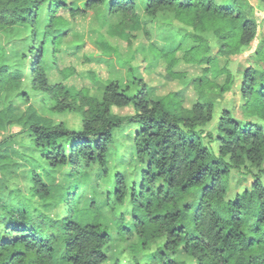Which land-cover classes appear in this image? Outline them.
<instances>
[{
	"label": "trees",
	"instance_id": "obj_1",
	"mask_svg": "<svg viewBox=\"0 0 264 264\" xmlns=\"http://www.w3.org/2000/svg\"><path fill=\"white\" fill-rule=\"evenodd\" d=\"M65 1L0 0V30L29 27L32 39L28 54L22 57L27 60V73L26 62L14 69L3 58L0 96L19 90L27 81L32 89L55 97L61 109H76V102H62L74 90L82 100L92 102L89 112L82 113V127L77 131L55 125L32 107L26 114L10 103L0 107V131L8 125H23L37 155L27 169L12 161L18 151L0 152V164L14 169H6L5 176H22L32 183L27 195L20 189H11L7 196L0 194V264H119L126 251L129 264L144 260L145 264H264V185L260 176L235 199L227 200L233 173L247 162L256 167L264 162V35L254 55L255 65L244 73L245 121L225 111L216 132L207 131L216 100L235 82L227 66L217 67L212 41L220 43L221 57H237L252 46L260 22L253 16L250 2L74 0L66 7ZM61 6L69 9V19L57 16L50 26V9L58 11ZM100 6H108V14L125 20L139 17L140 11L152 19L171 13L177 27L166 25L161 29L166 33H157L148 48L155 59L166 61L173 77H186L173 71L181 59L201 69L191 80L197 100L190 108L183 106L177 92L151 98L148 84L141 79L125 86L116 79L123 66L113 68L114 77L97 91L65 84L64 80L76 75L71 67L57 69L60 80L52 82L50 72L55 68L45 57L47 45L51 43L55 66L61 47L69 51L79 42L63 46L68 30L58 37H46L47 30L70 29L72 18ZM44 20L49 28L44 29ZM44 30L45 39L39 42ZM174 30L180 36L178 41ZM98 44L110 48L104 35ZM0 52L5 56L7 50ZM223 74L226 78L221 84L218 78ZM88 77L99 82L92 71ZM20 95L27 97L25 91ZM127 107L134 113L115 111ZM120 134L130 144L128 154L118 152ZM135 160L137 167L128 172L127 166ZM62 205L64 217L52 215L49 208ZM113 218L116 222L110 225ZM131 238L135 242L127 249Z\"/></svg>",
	"mask_w": 264,
	"mask_h": 264
},
{
	"label": "rangeland",
	"instance_id": "obj_2",
	"mask_svg": "<svg viewBox=\"0 0 264 264\" xmlns=\"http://www.w3.org/2000/svg\"><path fill=\"white\" fill-rule=\"evenodd\" d=\"M73 1L74 0H66L65 3L68 5L66 7H69ZM248 1L252 6L253 16L260 22L259 36L256 41L252 43V46L245 49L243 53L237 57H221L218 55L220 43L217 40L212 41V51L217 58V67L227 66L235 82L229 92L221 96L219 100H216L213 120L207 127V131L209 132H216L219 120L225 111H230L235 119L245 121V115L242 109L244 101L241 92L244 73L247 68L255 65L254 55L260 45L261 36L264 35V2H262V0ZM63 7L65 6L58 8V11H56L54 7L50 9V13L48 14L51 19V23L49 20L50 26L55 25L57 16L65 18L66 21L69 19V9ZM108 9V6H100L98 10H87L84 15H77L70 20V29L68 27L64 30H47L46 37H58L62 34L61 31L68 30L63 36V46L67 45L68 42H79L78 47H74L76 49L69 51H65V48L61 47L62 52L58 53L60 57L57 62L58 65L55 66L51 62L52 54H54L50 46L51 43L47 45L48 52H46L45 57L50 66L53 69L55 68L50 72L52 82L60 80V74L57 69L63 70L66 67H71L74 69L76 75H72L70 78L64 80L65 84L73 85L77 88L88 86L97 91L99 87L102 86L103 88L105 86L107 80L114 77L113 68L123 66L120 74L116 75V79L121 80V83L124 85L134 79H141L148 84L151 98L160 99L171 92H177L183 106L190 108L197 100V92L191 80L201 74V69L195 65L187 64L181 59L180 62L175 65L173 71L174 73H184L186 77H173L169 73L170 68L166 61L163 59H155L153 53L148 48L150 42L155 40L154 38H156L157 33H166L161 30L166 25L170 23L172 29L177 27V21L171 13H162L157 19H152L149 18L146 13L140 11L139 17L133 18L129 16L127 20H125L121 15L113 13L108 14ZM46 10L47 9H44L43 17H45ZM45 28H49V26L45 24L44 20V29ZM26 29L27 30L24 28L23 31L22 29H17L14 32L0 30V51L3 49L7 50L5 56L0 52V64L4 58L6 64H12L14 69H18L21 63L26 62L24 67L25 73H27L28 69L27 60L23 61L22 57L28 54V50L32 44L30 36L31 28L28 27ZM44 32L45 30L38 36L39 42L44 41ZM101 34L106 37L110 48L106 45L101 46L98 44V41L102 37ZM172 34L176 41H178L180 37L178 33L174 30ZM47 41L52 42L51 39H47ZM181 55L183 54L179 51L177 56L180 58ZM31 58H33V56H31ZM259 67L261 68L262 65H259ZM91 71L97 74L99 82L94 83L89 79L88 74ZM216 73L217 72L214 70V74ZM225 78L226 74L220 75L218 82L222 84ZM22 91H25L27 97L20 95ZM76 91L77 90H74L70 97L62 101L69 104L76 102V109L68 108L65 110L61 109L59 101L55 97L32 89L30 84L25 81L19 90L11 93L1 92L0 107L10 103L19 109V113L23 112V114L28 113V108L32 107L39 116L50 119L55 125H64L67 129L77 131L82 127V113L89 112L92 102L85 98L82 100L78 93L79 91ZM115 111L122 115L134 113L131 107L115 109ZM254 121L256 120L254 119ZM30 144L31 138L28 136V133L24 131V126L21 124L8 125L0 131V152L4 149L18 151L17 154L12 157V161L19 162L23 168L25 167L27 169L31 167V158L37 156L34 154ZM117 144L118 152L120 151L121 153L124 152L128 154V151H131L130 144L126 142L124 134L118 135ZM212 146L217 150L218 145L216 143ZM137 165L138 163L135 160L132 165L127 166V171L132 172ZM6 169L14 171L11 166L0 164V194L7 196L11 189H13V191L15 189H20L24 195L29 194L32 183L22 176L17 178L11 174L5 176L3 172ZM58 173L59 171L54 174L55 177ZM59 175H61V173ZM94 176H96V174ZM256 176H260V180L264 185V162L261 167L253 166L250 162H247L239 170H236L230 181L227 200L235 199L237 194L250 188L256 181ZM61 177L62 176H60V178L59 176L57 177L59 182H63ZM71 181L72 178L68 180V182ZM33 204L34 202L31 203V205ZM49 210L52 215L58 218L64 217L65 210L63 205L59 209L51 207ZM107 216L109 217V215ZM115 222L113 218V221L108 223L113 225ZM133 242H135V238L129 240L126 246L127 249ZM162 242L163 241H160L159 244L161 245ZM127 253L128 251H126L125 255L119 257V264H129L130 258ZM118 254L119 253L115 255ZM140 262L141 264H145L146 261Z\"/></svg>",
	"mask_w": 264,
	"mask_h": 264
}]
</instances>
